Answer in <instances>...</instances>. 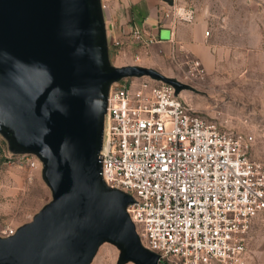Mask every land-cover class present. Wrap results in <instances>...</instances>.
Masks as SVG:
<instances>
[{
	"label": "water",
	"instance_id": "1",
	"mask_svg": "<svg viewBox=\"0 0 264 264\" xmlns=\"http://www.w3.org/2000/svg\"><path fill=\"white\" fill-rule=\"evenodd\" d=\"M169 5L173 0H164ZM101 0H0V126L44 161L52 200L10 236L0 264H88L104 241L121 260L158 264L126 212L129 194L103 182L98 162L111 82L154 69L107 64Z\"/></svg>",
	"mask_w": 264,
	"mask_h": 264
},
{
	"label": "built area",
	"instance_id": "2",
	"mask_svg": "<svg viewBox=\"0 0 264 264\" xmlns=\"http://www.w3.org/2000/svg\"><path fill=\"white\" fill-rule=\"evenodd\" d=\"M170 8L193 19L192 8ZM131 35L142 39L138 29ZM127 78L129 86L109 85L97 158L105 185L131 196L126 212L142 246L158 264H245L251 226L264 219V162L251 156L253 135L199 114L171 83Z\"/></svg>",
	"mask_w": 264,
	"mask_h": 264
},
{
	"label": "rangeland",
	"instance_id": "3",
	"mask_svg": "<svg viewBox=\"0 0 264 264\" xmlns=\"http://www.w3.org/2000/svg\"><path fill=\"white\" fill-rule=\"evenodd\" d=\"M173 6L210 16L206 29L217 28L216 46L222 51L212 69L185 52L168 55L157 43H131L112 33L106 40L107 64L147 67L172 79L178 96L199 114L252 134L251 156L264 162V0H173ZM113 82L129 86L126 76ZM44 164L35 153L16 149L0 126V236L8 229L15 233L52 200ZM123 252L122 245L104 240L88 264H135L122 261ZM245 264H264V219L251 226Z\"/></svg>",
	"mask_w": 264,
	"mask_h": 264
},
{
	"label": "crops",
	"instance_id": "4",
	"mask_svg": "<svg viewBox=\"0 0 264 264\" xmlns=\"http://www.w3.org/2000/svg\"><path fill=\"white\" fill-rule=\"evenodd\" d=\"M106 3L102 10L106 40L112 33L116 39L121 37L131 43H157L164 47L166 54L185 52L197 58L207 69H212L222 55L216 46L217 28L210 25L209 34H204L211 22L209 15L203 16L193 9L191 21L181 20L171 14L170 5L164 0H107ZM224 24H227L225 16L221 25L224 27ZM134 29L140 30L141 40H135L131 35ZM162 33L165 39L161 37ZM149 38L153 39L150 43L146 42Z\"/></svg>",
	"mask_w": 264,
	"mask_h": 264
}]
</instances>
